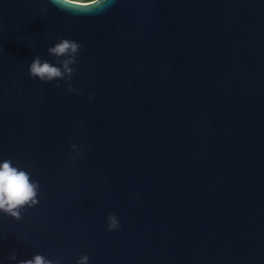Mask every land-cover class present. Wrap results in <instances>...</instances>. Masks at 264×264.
I'll return each instance as SVG.
<instances>
[{"label":"water","instance_id":"obj_1","mask_svg":"<svg viewBox=\"0 0 264 264\" xmlns=\"http://www.w3.org/2000/svg\"><path fill=\"white\" fill-rule=\"evenodd\" d=\"M61 37L83 46V94L29 76ZM9 158L41 193L0 213V264H264V0H0Z\"/></svg>","mask_w":264,"mask_h":264},{"label":"clouds","instance_id":"obj_2","mask_svg":"<svg viewBox=\"0 0 264 264\" xmlns=\"http://www.w3.org/2000/svg\"><path fill=\"white\" fill-rule=\"evenodd\" d=\"M49 2L62 11L75 12L78 9H103L109 0H49ZM43 10L47 11L46 8ZM82 47L75 40L59 38L54 46L47 49V52L55 57V63L44 60L39 55L35 56L28 68L30 78H38L41 82L56 81L55 87L57 88L62 86L59 81H64L68 92L79 91L80 94H83L82 89L77 90L71 83L76 73L74 65L79 62ZM88 99L92 100L94 96L89 95ZM71 148L77 155H82V148L76 143H72ZM71 158L75 159V156ZM40 193V182L34 180L29 171L18 165L14 166L10 158L0 161V213L19 221L23 219L22 213L40 204ZM120 230L122 228L117 215L109 214L107 216V231ZM7 259L10 262L15 261L16 264H63L60 258L49 259L42 254H36L30 259H18V254L15 251ZM89 260V255L82 254L76 264H89Z\"/></svg>","mask_w":264,"mask_h":264}]
</instances>
